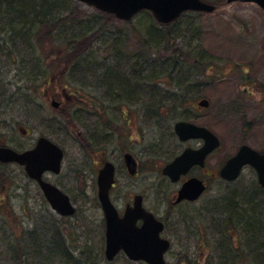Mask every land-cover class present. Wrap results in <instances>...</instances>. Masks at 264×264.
<instances>
[{"label": "rangeland", "instance_id": "obj_1", "mask_svg": "<svg viewBox=\"0 0 264 264\" xmlns=\"http://www.w3.org/2000/svg\"><path fill=\"white\" fill-rule=\"evenodd\" d=\"M73 1L63 0V8L55 10L53 20L36 22L33 29L38 32L32 33L25 45L9 33L13 19L0 17V144L24 150L41 135L58 143L65 157L56 182L77 206L73 216L59 217L22 167L0 165V264H66L61 243L76 264H142L129 261L123 254L112 262L105 260L103 214L93 203L91 193L82 191L83 184L81 190L75 188L80 186L77 179L85 177V167L90 169L88 160L86 166L80 161L76 134L58 124L56 112L34 116L36 107L33 110L29 100L41 97L29 88L27 92L25 83L33 75V64L42 59L48 60L49 65L48 73L37 69L40 78L36 85L40 90L48 82L50 92L63 85L67 90L79 87L80 92H94V86L97 92L111 93L113 109L119 103L112 112V125L118 131L121 125L124 127L121 116L127 103L125 97L141 93L145 117L144 127L140 125L142 133L144 128L140 159L144 162V174L137 182L119 177L122 197L130 191L147 189L146 182L152 179L147 202L167 200L171 187L162 180L160 170L186 146L173 134V125L179 120L206 126L220 138L222 148L214 156L217 165L241 144L264 153V11L256 4L203 0L214 6L213 11L187 13L168 27L162 28L160 24V28L146 13L135 15L126 24L110 13L85 9L77 0L82 11L79 13L76 4L72 8L77 12L71 14ZM88 12L91 14L86 15ZM149 31L156 36L146 40ZM115 61L119 64L115 65ZM92 62L97 63L98 74ZM110 62L111 71L102 76L103 69L108 70L105 64L109 66ZM64 65L68 69L66 75ZM45 75L46 80L41 82ZM184 75L191 82L189 87L180 82ZM108 80L113 82L111 86ZM114 82L125 88L116 89ZM114 92L125 94L116 96ZM202 99L208 101L207 108L198 106ZM19 128L32 133L24 136ZM193 142L198 145V141ZM86 174L90 185L91 173ZM244 196L251 198L254 213L264 222V192L258 188L249 167L237 181L212 180L209 190L196 202L171 210L168 225L177 237L172 239L166 262L228 264L224 245L229 252L240 250L243 257L257 253L253 249L257 240L246 246L236 220V206L243 205ZM117 203L120 205V200ZM237 238L240 249L230 250L231 246H239ZM259 254L262 256L249 263L264 264V252Z\"/></svg>", "mask_w": 264, "mask_h": 264}, {"label": "flooded vegetation", "instance_id": "obj_2", "mask_svg": "<svg viewBox=\"0 0 264 264\" xmlns=\"http://www.w3.org/2000/svg\"><path fill=\"white\" fill-rule=\"evenodd\" d=\"M75 2L79 4L76 0ZM221 3H224V0H222ZM89 9L94 10L93 8L92 9L89 8ZM89 14L91 13H87V15ZM111 63L113 62H110L109 66L108 63L105 64L106 69L108 70L106 71L103 69L102 76L105 74L106 75L109 74L112 66ZM58 64H65V63H58ZM114 64L118 65L119 63L115 62ZM33 65L36 66L32 67L33 75L31 74L30 77L26 79L25 89L27 90V92H29L28 88L30 90H34L35 92H38V96L41 97V100L40 99L35 101L33 99L29 100L32 101L30 102V104L32 105V109L34 110V108L36 107L34 116H36L37 113H41L42 116H48L51 115L52 112H56L58 116L57 118L58 124L63 125L64 128L66 126L69 127L68 129H71L76 134L75 144L77 143L78 148L80 150V154H81L80 161L85 165V162H87L88 160V164L90 165L89 170H87L85 167L84 170L85 177L83 179L78 178L76 181L77 183L80 184V186L74 184L76 190L78 188L81 190V186L83 184L84 190L82 191L85 192L86 194L90 192L92 195L91 199L93 203L101 210V206L98 200V174L99 171L102 169V167L108 163L113 168V183L109 189L108 194L110 201L116 208L119 217L123 216L125 209L132 208L135 202H141L142 207L145 209L146 212L151 213L156 220L163 223L164 229L161 232L160 236L164 239H167L170 242V248H171L172 239L177 236H176V232L173 234V230L169 228L168 225V221L170 219L169 213L171 212V210H173L178 206L193 203L187 200L176 202L178 191L181 189L182 185L187 181L197 180L202 183L203 187L205 188L204 190L208 191L210 187V182L212 180L217 179L219 181L226 182L225 180L220 178V170L224 166L227 159L230 158L232 155L227 159L221 161L218 165L214 162L215 154L219 152L222 148L221 147L222 141L220 140V138L215 134V136L219 139L220 142L219 147H217L204 159L202 165H193L186 172L185 175L179 177L178 180L175 182H172L168 177L164 175L161 177L162 180H165L168 186L171 187L168 192L169 194H167L168 198L165 202H159L157 204L155 202L153 203L147 202V198H148L147 193L150 191L149 187L150 185H152V182H150L152 181V179H149L146 182L147 189H145V187L141 188V186L143 185L140 184L139 185L141 188L140 190L138 189V190L130 191L128 194L122 197L118 186L119 177L120 176L121 178L127 177L130 180L137 182L141 180L144 174V162L140 159L142 153L141 151H143L144 149L143 148L144 128H143V133L140 128V125L144 127L143 124L144 109L142 108L141 105V93L137 92V94H135L134 97H125L124 100L127 101V103H124L125 107L123 110L121 109L122 110L121 120L124 122V127L121 125L122 128H120V130L118 131L112 125V122L114 121V116L112 118V112L115 110L116 107H119V103H116L113 109L111 93L97 92L95 91L94 86H91L94 92H80L79 87L77 88L71 87L69 88V90H67L66 86L63 85L60 87L59 90L57 89L56 92L54 91L50 92L49 91L50 87H47L48 82L46 83V86H43L40 90L36 85V81L40 78L37 69H41V70L43 69L46 73H48L49 63L48 60L43 61L42 59L41 61L36 62ZM95 65H97V63L92 62V66L96 74H98V70ZM63 68H64V73L66 75L68 70L67 65H64ZM60 77L63 78V76ZM83 77L84 79L86 78V76L84 75ZM46 78L47 75L43 77L41 82L45 81ZM77 80L81 81V77H77ZM108 81L110 82V86H111L113 83L111 82V80ZM71 82L73 83V79H71ZM93 82L96 84L98 82L97 78L93 79ZM114 94L118 96V95H123L125 93L114 92ZM98 95H101V98L97 97ZM118 99L120 98L118 97ZM37 123L43 128L41 122L40 123L37 122ZM46 123H44V125H46ZM202 127L209 129L206 126H202ZM19 130H21L24 133V136L25 135L29 136L32 133V131L27 128H19ZM41 137L50 140L51 142H53L63 150V148L60 147V145L56 143L53 139L42 135L38 136L35 139L34 143L29 148L24 150L32 149L36 144L37 140ZM193 141H198V145L196 146V143ZM189 142H193V144H189ZM189 142H185L186 146L184 149L190 148L192 150H198L203 145V142L201 140H192ZM185 143H180V144L182 145ZM182 150L178 152V154L174 155V157L171 158L170 161L167 163H170L176 156H178L182 152ZM63 153L65 157L64 150ZM210 159L212 160V163ZM163 167L161 168V170L159 169L161 174ZM245 168L247 167L244 166L243 170ZM61 172H62V168H61ZM86 172L91 173V177L89 181L90 185L89 184L87 185ZM59 175L60 174L55 175L51 172L46 171L43 173L42 179L43 181L52 184L53 186L57 187L58 189L64 192L62 186L58 184V182H56V179L58 178ZM80 175L81 174L79 173L78 176ZM30 181L40 191V186L38 182L33 180ZM64 193L69 197L72 205L74 206V209L76 210L77 206L72 200V197L68 193L66 192ZM118 200H120L121 202L120 205H118L117 203ZM87 207H89V205H87ZM136 225L140 227L142 225V221L138 220L136 222ZM169 251L170 249L168 250V252Z\"/></svg>", "mask_w": 264, "mask_h": 264}, {"label": "water", "instance_id": "obj_3", "mask_svg": "<svg viewBox=\"0 0 264 264\" xmlns=\"http://www.w3.org/2000/svg\"><path fill=\"white\" fill-rule=\"evenodd\" d=\"M99 10L115 14L120 19H129L141 10H149L161 24L176 19L183 11L193 10L211 12L214 7L200 0H80ZM258 5L264 11V0H227ZM203 100L199 106L207 107ZM174 131L180 141L200 138L204 145L198 150L186 149L179 157L163 169V174L176 181L180 174L195 164L202 165L204 158L219 145L218 139L206 128L186 122H178ZM62 152L46 139H40L36 148L17 153L8 148H0V162H16L25 167L28 176L38 181L42 192L51 207L62 216L74 213L69 199L56 188L41 180L43 171L50 170L57 174L60 170ZM249 165L256 171L258 184L264 188V154L247 145H242L237 153L228 159L220 170V176L228 181L235 180L241 168ZM113 182V169L107 164L98 175V199L105 218V258L111 261L119 251H123L131 261H144L147 264H166L163 254L169 243L159 238L162 224L144 211L140 202L134 203L133 209H127L123 218H119L108 198V190ZM204 190L201 182L190 180L184 183L178 192L177 202L182 199L195 200ZM143 220L140 228L136 221Z\"/></svg>", "mask_w": 264, "mask_h": 264}, {"label": "trees", "instance_id": "obj_4", "mask_svg": "<svg viewBox=\"0 0 264 264\" xmlns=\"http://www.w3.org/2000/svg\"><path fill=\"white\" fill-rule=\"evenodd\" d=\"M64 2H61L60 0H0V17L4 16L7 21L8 18L11 17L13 19V23H9V33L14 35V38L18 37L20 38V41L23 45L29 42V38L32 35V33H37V30H34L33 28L36 26V22L40 23L43 21H50L53 16V13L56 9L62 7L63 8ZM71 5V8L69 9L71 14H74L77 12L76 9H73L72 7L76 6V4L73 2ZM77 7V6H76ZM78 9V7H77ZM148 14V13H146ZM149 15V14H148ZM150 16V15H149ZM87 20L93 21V18H89ZM98 20V19H97ZM84 25H86L87 22H83ZM38 25V24H37ZM161 25L162 28L168 27ZM103 28V26H101ZM160 27V25H159ZM160 27V28H161ZM42 26L38 29L40 30ZM7 29V31H8ZM95 30H100V28H96ZM146 40H150L155 38V34L152 32L147 33ZM168 37V36H166ZM17 39V38H16ZM16 44V43H15ZM167 45V44H164ZM118 62V61H115ZM180 82H186L185 86L189 87L188 84L191 82L184 77L180 79ZM113 83V82H112ZM117 84L116 82H114ZM116 89L123 90L124 85L123 84H117L115 87ZM264 192V191H263ZM241 201L243 202L241 206H236V220L241 225V232L244 244L247 246H252L255 241V246H253V249H256V252L254 251L253 254H250L248 256L243 257L242 253L236 250H232L234 248L240 249V240L237 238V244L239 243L238 247H232V251L229 252V248L227 245H224V258L228 260V264H231L234 261L236 262H247L252 263V260H255L262 256L259 254L260 252H264V222L262 219H260V216L258 213H254V206L253 202L250 197L244 196L242 197ZM243 206H247L246 208ZM250 206V207H249ZM229 209H232L231 206L228 205ZM231 225H235L236 223L230 222ZM252 235V236H251ZM62 257L66 258V264H76L75 258L70 255L69 250H67L66 246L61 243L60 246ZM35 259V258H34ZM38 261V260H37ZM249 263V264H250ZM206 264V263H205Z\"/></svg>", "mask_w": 264, "mask_h": 264}, {"label": "bare ground", "instance_id": "obj_5", "mask_svg": "<svg viewBox=\"0 0 264 264\" xmlns=\"http://www.w3.org/2000/svg\"><path fill=\"white\" fill-rule=\"evenodd\" d=\"M143 208V207H142ZM144 209V208H143Z\"/></svg>", "mask_w": 264, "mask_h": 264}]
</instances>
